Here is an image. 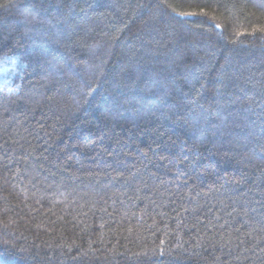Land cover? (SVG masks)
Instances as JSON below:
<instances>
[{
	"label": "trees",
	"instance_id": "1",
	"mask_svg": "<svg viewBox=\"0 0 264 264\" xmlns=\"http://www.w3.org/2000/svg\"><path fill=\"white\" fill-rule=\"evenodd\" d=\"M0 264H264V0H0Z\"/></svg>",
	"mask_w": 264,
	"mask_h": 264
},
{
	"label": "snow or ice",
	"instance_id": "2",
	"mask_svg": "<svg viewBox=\"0 0 264 264\" xmlns=\"http://www.w3.org/2000/svg\"><path fill=\"white\" fill-rule=\"evenodd\" d=\"M0 71L6 73L8 71V69L5 67V68L0 69Z\"/></svg>",
	"mask_w": 264,
	"mask_h": 264
}]
</instances>
